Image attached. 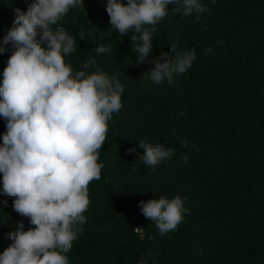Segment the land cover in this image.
<instances>
[{
	"label": "trees",
	"instance_id": "obj_1",
	"mask_svg": "<svg viewBox=\"0 0 264 264\" xmlns=\"http://www.w3.org/2000/svg\"><path fill=\"white\" fill-rule=\"evenodd\" d=\"M199 2L207 11L198 22L195 12L168 5L143 62L134 32L111 28L107 0H83L52 26L76 39V51L65 55L73 73L95 59L87 71H102L124 89L99 150L101 178L88 186L86 223L77 225L82 231L65 254L69 264H264V0ZM30 3L0 0V83L15 50L3 37L16 9L27 11ZM173 44L177 52L195 50L191 67L171 84L146 79L155 66L150 61L175 57ZM97 45L110 51L97 55ZM6 124L0 116V145ZM139 140L173 154L149 166ZM2 188L0 173V254L13 243L9 233L18 222L24 230L35 227ZM176 196L183 219L161 234L140 202Z\"/></svg>",
	"mask_w": 264,
	"mask_h": 264
},
{
	"label": "clouds",
	"instance_id": "obj_2",
	"mask_svg": "<svg viewBox=\"0 0 264 264\" xmlns=\"http://www.w3.org/2000/svg\"><path fill=\"white\" fill-rule=\"evenodd\" d=\"M81 3L32 0L27 11L16 9L13 25L3 37L2 44L11 43L15 50L0 83V116L7 121L0 145L2 191L15 198L14 210L35 227L24 230L23 223H17V230L9 233L13 243L0 254V264H69L65 254L82 231L77 225L86 223L88 186L101 178L99 150L107 138L108 121L122 107L124 89L118 79L102 71H87L95 59L75 73L65 62V55L76 51V39L63 27L52 26ZM170 4L184 15L195 12L197 22L207 11L199 0H107L111 28L121 35L134 32L131 40L138 62L151 52L156 25ZM172 49L174 58L150 61L155 66L145 73L146 79L171 84L174 74L182 75L191 67L195 50L177 52L174 44ZM4 51L0 46V53ZM109 51L105 45L95 47L97 55ZM139 147L149 166L173 154L172 149L145 140H139ZM182 159L186 162L187 155ZM140 204L161 234L175 230L183 219L180 196Z\"/></svg>",
	"mask_w": 264,
	"mask_h": 264
}]
</instances>
